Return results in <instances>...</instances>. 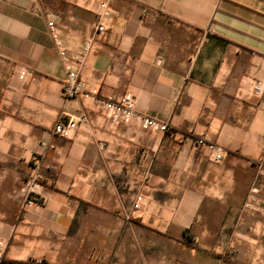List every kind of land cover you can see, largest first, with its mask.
I'll use <instances>...</instances> for the list:
<instances>
[{
  "label": "crops",
  "instance_id": "1",
  "mask_svg": "<svg viewBox=\"0 0 264 264\" xmlns=\"http://www.w3.org/2000/svg\"><path fill=\"white\" fill-rule=\"evenodd\" d=\"M49 20L70 54L93 39L81 71L90 92L131 93L170 131L114 123L91 96L65 100L69 65ZM256 80L264 0H0L5 260L264 264V215L243 212L264 175ZM83 113L71 137L53 133ZM202 134L222 159L186 139Z\"/></svg>",
  "mask_w": 264,
  "mask_h": 264
},
{
  "label": "built area",
  "instance_id": "2",
  "mask_svg": "<svg viewBox=\"0 0 264 264\" xmlns=\"http://www.w3.org/2000/svg\"><path fill=\"white\" fill-rule=\"evenodd\" d=\"M48 30L53 38L55 48L57 49L62 61L69 65L68 73L62 87V95L65 100L68 101L80 98L82 96H91L94 101L98 103L104 114L114 123H128L133 119H136L144 128L162 132L170 131V124L168 122L161 121L144 112H139L135 108L134 96L131 93H126L117 98H112L102 97L90 92V90L88 89L86 78L82 75L81 71L90 53L93 42L92 38L87 39L77 53L70 54L64 41L59 36L56 25L52 20L48 21ZM97 30H104V26L102 24H98ZM253 91L255 94L261 95L264 91V81L256 80L253 84ZM87 121L88 116L85 113L81 114L77 118H70L68 120L59 118L53 126V133L64 138H69L81 123ZM186 139L192 141L197 146L207 147L211 151L215 160L222 159L223 148L206 134L198 136L188 135L186 136ZM50 147H54V144H50ZM256 192L257 188L253 187L251 190V195L245 202V207L259 209L264 215V207L259 206L257 202ZM30 193L31 192L29 191V194ZM142 199L143 197L141 195H138L135 205L139 206V203ZM27 202L30 204L34 202V200L32 198H28ZM0 264H6L5 254L1 243Z\"/></svg>",
  "mask_w": 264,
  "mask_h": 264
},
{
  "label": "rangeland",
  "instance_id": "3",
  "mask_svg": "<svg viewBox=\"0 0 264 264\" xmlns=\"http://www.w3.org/2000/svg\"><path fill=\"white\" fill-rule=\"evenodd\" d=\"M254 187L257 188L256 197H257V200L259 199V202H260V204L259 203L258 204L260 207H262L264 206V175L261 174V180L259 182H255ZM243 212L248 213V214L255 212V214H257L256 210L254 211L253 209H248L244 207H243ZM258 217L259 219H261L260 218L261 216L258 215Z\"/></svg>",
  "mask_w": 264,
  "mask_h": 264
},
{
  "label": "trees",
  "instance_id": "4",
  "mask_svg": "<svg viewBox=\"0 0 264 264\" xmlns=\"http://www.w3.org/2000/svg\"><path fill=\"white\" fill-rule=\"evenodd\" d=\"M6 264H43V263H35L32 261H21V260H12V261H8L5 260Z\"/></svg>",
  "mask_w": 264,
  "mask_h": 264
}]
</instances>
